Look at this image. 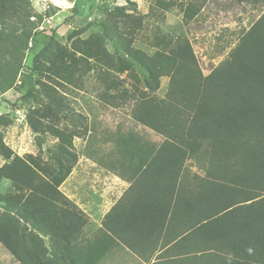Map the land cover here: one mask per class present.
<instances>
[{"label": "trees", "instance_id": "trees-1", "mask_svg": "<svg viewBox=\"0 0 264 264\" xmlns=\"http://www.w3.org/2000/svg\"><path fill=\"white\" fill-rule=\"evenodd\" d=\"M122 10L106 12L98 24L107 31L77 41L75 52L50 39L21 77L23 97L34 104L26 114L27 126L38 138L50 134L58 143L46 150L45 162L30 155L23 159L6 147L0 134V156L7 162L0 167V181L11 185L0 194V246L20 264H81L73 249L86 218L58 189L77 156L71 135L57 127L68 106L54 85L79 81L94 71L105 88L98 95L101 101L129 105L137 123L163 137L154 155L155 178L150 175L153 159L140 165L158 189L170 193L172 208L185 220L171 241L184 245V254L193 256L190 264H264V14L227 59L203 75L183 37L155 35L151 53L137 49L139 21ZM195 14L193 7L186 9L187 17ZM31 18L30 0H0L2 93L14 87L23 69L36 28ZM106 42L114 43L121 56L110 55ZM134 65L145 73L146 90L135 84ZM110 71L128 72L135 83L130 90L122 88ZM164 77L167 86L159 97ZM187 161L206 162V177H195L192 184L183 165ZM101 230V250L118 243L105 223ZM43 236L51 238L50 249L43 246ZM59 239L65 242H55ZM81 254L90 259V253Z\"/></svg>", "mask_w": 264, "mask_h": 264}, {"label": "rangeland", "instance_id": "rangeland-1", "mask_svg": "<svg viewBox=\"0 0 264 264\" xmlns=\"http://www.w3.org/2000/svg\"><path fill=\"white\" fill-rule=\"evenodd\" d=\"M231 1L30 0L35 17L31 20L35 21L36 28L24 55L23 69L14 87L5 93L0 92V134L3 143L19 158L26 159L25 156L30 155L40 157L43 162L47 161L46 150L54 149L58 143V139L50 134L38 138L27 126L26 114L34 104L30 99H24L26 89L19 85L21 77L32 68L35 55L50 39L75 52L73 46L77 41L87 40L94 33L106 32L98 22L105 18L106 12L119 8L139 21L133 44L137 49L151 53L155 35L172 39L183 37L188 41L202 74L207 75L227 59L239 39L264 14V0H248L249 3L245 5ZM190 7L196 11L192 18L186 16V9ZM104 47L110 55L121 56L114 43L106 42ZM110 75L127 90L135 83L128 72L119 74L110 71ZM132 75L139 81L135 83L137 87L146 90L143 86L144 71L134 65ZM40 79L47 82L44 77ZM167 81V78H161L157 93L159 97L163 96ZM54 87L68 106L64 111L66 118H61L57 127L71 135L72 148L77 156L71 173L58 189L82 212L78 206L89 209L95 206L97 189L116 190L118 186L123 189L124 183L118 182L116 177L122 182L125 181L124 176L129 178L131 165L142 162L140 159L135 161L133 157L139 151L146 150L154 155L162 146L163 137L137 123L131 117L129 105L115 107L101 101L98 95L105 88L98 78V72L90 71L81 80L75 79L70 84L58 80ZM127 146L130 150L126 149ZM146 146H150L149 149L133 150ZM134 151V155L130 154ZM6 163L0 156V167ZM183 165L192 184L195 177L207 175L206 162L187 161ZM101 169L109 171L112 176L98 173ZM10 186V181L2 179L0 194H5ZM83 214L86 224L73 250L75 253L86 251L91 255L95 248L97 264H107L105 245L101 250V244L97 243L102 230L94 228L92 219ZM47 239L51 238L47 236ZM42 241L43 246L50 249L51 241L44 238ZM0 264L20 263H16L9 252L0 246Z\"/></svg>", "mask_w": 264, "mask_h": 264}, {"label": "crops", "instance_id": "crops-1", "mask_svg": "<svg viewBox=\"0 0 264 264\" xmlns=\"http://www.w3.org/2000/svg\"><path fill=\"white\" fill-rule=\"evenodd\" d=\"M149 147H138L133 150ZM126 149L130 150L129 146ZM130 154L134 155L135 151ZM151 154L152 152L147 150L139 151L133 158L142 162L153 159L150 175L155 178L151 172H154L157 164L154 155ZM142 162L131 165V175L129 178L124 176L125 181L122 182L116 177L118 182L124 183L123 189H120L121 186L116 190L97 189L95 206H92V209L78 207L92 219L91 221L95 223L94 228H103L105 223L110 234L118 242L107 244L105 248L107 264H190L193 256L184 254V245L179 244V239L171 241L172 233L177 232L180 223H184L185 220L179 216L178 209L172 208V202L168 199L170 193L158 189L155 181L147 177V173H142L145 168L144 165H140ZM99 172L112 176L107 170L101 169ZM90 213L92 215H89ZM189 223L190 219L187 217V224ZM43 238L50 241L45 236ZM55 242L64 243L65 240L59 239ZM181 249L183 253L180 252ZM77 258L81 264L97 263L95 248L90 259L84 260L81 253H75L74 260Z\"/></svg>", "mask_w": 264, "mask_h": 264}]
</instances>
